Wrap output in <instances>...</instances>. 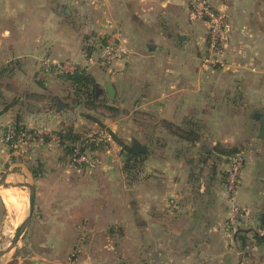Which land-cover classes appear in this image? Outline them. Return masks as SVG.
Masks as SVG:
<instances>
[{"label": "crops", "instance_id": "0c3cea01", "mask_svg": "<svg viewBox=\"0 0 264 264\" xmlns=\"http://www.w3.org/2000/svg\"><path fill=\"white\" fill-rule=\"evenodd\" d=\"M51 1L48 12L38 3L26 20L19 14L18 28L7 24L14 15L0 13V164L8 157L6 128L18 121L29 132L24 147L35 186L34 213L44 216V228L56 231L52 242L74 245L84 232L86 248L116 245L119 236L107 230L117 228L129 232L119 242L143 245L140 254L81 250L76 264H118L134 256L163 264H231L239 253L233 250L236 238L230 243L225 232L231 204L224 187L227 163L205 151L217 146L239 149L244 156L235 203L244 213L239 224L249 249L240 264H264V239H253L264 238V140L258 138L264 119V0H210L226 12L231 30L221 55L224 65L212 70L202 62L204 22L171 13L184 0H124L117 17L109 19L108 2L100 0L104 22H92L82 8L84 26L100 25L102 34L114 20L121 28L127 54L109 70L83 52L85 30L77 29L73 9L79 2ZM129 4L133 24L120 20ZM63 62L73 66L72 72L90 74L107 104L74 108L69 103L72 88L58 68ZM106 83L113 86V98L107 97ZM146 126L152 131L145 135ZM69 128L82 135L107 132L129 145L134 139L148 154L132 181L125 176L115 142L109 151L91 153L92 166L72 167L53 139ZM200 142L206 144L196 154ZM171 199L180 206L176 220L169 210ZM172 243L183 252H166Z\"/></svg>", "mask_w": 264, "mask_h": 264}, {"label": "rangeland", "instance_id": "374dc122", "mask_svg": "<svg viewBox=\"0 0 264 264\" xmlns=\"http://www.w3.org/2000/svg\"><path fill=\"white\" fill-rule=\"evenodd\" d=\"M79 2V8L74 7V14L76 16V21L75 24L77 25V29H84L85 33L84 38L85 40L83 41V52L87 55H93V60L96 62V64L99 65L100 68L106 67V70H109L112 66V64H115L116 60H122V56H125L127 54L126 49H123V38L121 37V28L116 25L114 22H107L108 24V31H105L104 33L100 34V31L103 30L100 25L97 24H91L88 26V22L86 26H84L85 23V13L82 11V8L86 9L87 11V16L93 20H100L101 22H104L105 18L107 16H104L105 13H103V5L102 1L100 0H77ZM94 2L95 5H92L91 2ZM124 0H106L108 2V8H109V18H115L117 17V11L119 9H123L124 6L121 5V3ZM118 2V3H117ZM153 2V1H152ZM38 3L44 6V11L48 12L52 7L54 6V3L51 0H0V13H5L9 14V16L14 15L15 17H7L10 19H7V24L9 27H20L18 24V19L17 17L20 14V18L22 20H26V14L32 11V7L39 5ZM214 6V4H212ZM67 6V4H65ZM95 7V8H94ZM129 10H127V13L121 14L120 20L124 19V23H129L133 24L132 19H131V10L132 7L129 4ZM43 8V7H42ZM63 10H59L61 13ZM223 11V10H222ZM182 13V14H187L188 19L190 20H198L204 22L201 18H199L197 15H194L192 10L189 8L188 4L185 2V5L181 6L180 9L171 11V13ZM226 13V12H225ZM119 15V14H118ZM179 16V15H178ZM128 17V19H127ZM135 23V22H134ZM204 28L203 32L205 34V39H206V45H205V50L202 53V62H203V67L206 69L212 70L214 69L215 66H222L223 61L222 57H220L218 60V63H205L204 59L206 58L207 55H209V49H208V27L207 24L204 22ZM3 25V24H2ZM133 26V25H132ZM96 34L94 36L93 34ZM112 55V56H111ZM111 56V58H110ZM102 65V66H101ZM205 65V66H204ZM61 76L62 78L68 82L65 79V75L69 73L63 72L61 69ZM112 76V74H111ZM114 76V75H113ZM94 79V78H93ZM95 80V79H94ZM96 83V81H95ZM97 89L100 91V93L103 95V91L100 88L101 85H98L97 83L95 84ZM102 106L107 104V99L105 97L102 98ZM72 105H74V108L78 107L79 102L78 101H73V97H71L70 102ZM98 107H101V104L97 105ZM79 111H76L78 113ZM154 124V122H152ZM157 124L164 126L165 123H161L160 121L157 122ZM145 135L151 133L152 127H145ZM86 133V135H82L80 133H77L81 137H87L88 135L96 136L99 134V131H96L91 134ZM28 138H26L27 140ZM147 140V137H146ZM121 141V140H120ZM4 143V141H3ZM128 144V143H127ZM206 143L200 142L197 146H195L194 153L200 154L202 153L201 146L205 145ZM5 147L7 148V160L4 163L3 161L0 164V177L7 171H11L12 174L9 175L7 182L8 183H18V182H28V183H33L34 180L29 175V172L27 170L26 166L27 161L29 162L27 155H26V149L24 147L25 143L19 146L17 149H12L6 146L4 143ZM217 147V146H216ZM218 148V153L220 154V157L222 159H219V161H224L227 163V169L224 171V187L227 192L228 200L231 204H229L228 207V214L226 218V225H225V232H226V237L228 238V241L232 243L233 237L236 238V243L237 246L233 250L235 253H239L238 255L236 254V259L234 262L231 264H240V260L244 257L245 253L247 252V249H249V243L245 242V237L243 236L241 232V225L239 224L241 220L244 217L243 210H241L239 207V211L236 214V222L232 225L229 226V218L231 216V209L232 206L236 205L235 203V197L237 194L238 186H239V175L241 172V169L243 167V162H244V156L241 153L239 149H231V148H222V147H217ZM105 151V149H104ZM209 152L211 157L213 158L214 156V150L212 149H207L205 150ZM217 151V150H216ZM219 151L227 152V151H234L229 156L221 154ZM183 153H185V150H182ZM206 153V152H205ZM187 155V153H185ZM189 156V155H188ZM219 156V155H218ZM223 156V157H222ZM216 157V156H215ZM212 158H206L210 160V163L212 161ZM217 158V157H216ZM69 159V158H68ZM236 162L238 163V173L236 175V182H235V189L233 190V193H231L228 190V180L227 177L229 173L232 171L233 163ZM72 167H76L72 164H70ZM82 167H88V166H82ZM205 171L208 172L210 171L209 168V163L206 164L205 166ZM2 191V193H1ZM6 191V192H5ZM5 194H10V197L13 203L9 206L5 201L3 200L2 195ZM231 196H233V201H231ZM170 201V200H169ZM172 203L175 204L176 208L171 206L169 209L171 212V215H173L172 220L178 219L177 214L180 212V206L177 204L175 199H171ZM10 204V203H9ZM28 212V193L27 189L23 187H18V188H13V187H0V251L5 250L10 243V240L13 236V233L15 229L21 224V222L26 218ZM177 217V218H176ZM44 216L41 215L40 213H33L32 219L30 223L28 224L25 232L23 235L20 237L17 245L7 254H5L2 258L1 264H76L77 260L81 254V250L86 253L85 250H87V253H94V254H105L106 251L113 252L115 254H120V255H137L141 253V249L143 245L137 246V245H131L127 243H123V241H118V239L122 240L121 237H124L125 235L129 234V232H124L122 229H110L107 230L109 235L117 237L116 240V245L111 243L110 246L104 245V246H98V245H91L90 247L88 246L86 248L85 244L82 243V238L83 234L77 235V239L79 241L72 245V244H55L52 242V237L54 233L56 232L55 230L51 228H44L43 227V221H44ZM63 232H68L70 233L72 230H59ZM241 234V235H240ZM174 239H172L173 241ZM248 240V239H247ZM246 240V241H247ZM52 242V243H51ZM247 243V244H246ZM230 246H232L230 244ZM83 249H82V248ZM157 246L156 248H158ZM86 248V249H85ZM166 252L167 249L168 251L172 254V256L178 255L179 253L183 252L182 247L179 246L178 244H170L165 246ZM163 251V247H159ZM103 250V251H102ZM117 251V252H115ZM148 252L147 248L146 251ZM134 256V259L131 257L132 260H126L120 261L118 264H163L161 261H141L137 260ZM243 256V257H242ZM239 260V261H238ZM179 261L177 260H172L170 264H179ZM186 264H198V262L192 260L188 261ZM203 264H211L210 261L204 262Z\"/></svg>", "mask_w": 264, "mask_h": 264}, {"label": "built area", "instance_id": "2783aa9c", "mask_svg": "<svg viewBox=\"0 0 264 264\" xmlns=\"http://www.w3.org/2000/svg\"><path fill=\"white\" fill-rule=\"evenodd\" d=\"M184 2L188 4L194 15H197L207 24L209 55L206 56L204 62L218 63V59L221 57L230 39L231 30L228 15L224 11L213 6L210 0H184ZM58 68L65 73H72L73 71V66H71L68 62L59 64ZM26 138H28V135L25 131L16 132L14 126L12 125L6 128L3 136V141L7 147L17 149L19 146L25 143ZM53 139L59 142V137L57 134L53 136ZM88 142L94 143L95 145L99 143L104 144V148L106 151L111 150V145L113 144L111 135L107 132H100L99 134L88 140ZM69 162L70 164L78 167H90L93 165L91 156L80 153L77 149H75L70 155ZM238 166V163L234 162L232 171L227 177V184H229L228 190L231 193H233V190L235 189ZM231 198V201H233V196H231ZM168 205L169 209L171 208V206L176 208L175 204H173L171 200L169 201ZM238 211L239 208L233 205L231 209V216L229 218V226H232L236 222V214L238 213Z\"/></svg>", "mask_w": 264, "mask_h": 264}, {"label": "trees", "instance_id": "16d2710c", "mask_svg": "<svg viewBox=\"0 0 264 264\" xmlns=\"http://www.w3.org/2000/svg\"><path fill=\"white\" fill-rule=\"evenodd\" d=\"M65 79L69 82L72 88L73 101H78L79 104H84L90 109H95L96 107H98V104H101L102 106L103 95L95 86L96 83L93 77L88 74L85 70L76 69L74 72L66 74ZM61 104H59V110H62L64 107V104H62L61 108ZM13 126L16 132H24L23 126L19 125L18 121H16ZM25 132L29 136V132ZM56 134L59 137V144L65 150L68 158L75 149H77L80 153L87 154L89 156H91L92 152L105 149L104 144L99 143L95 145L94 143L88 142V140H90L94 136L90 135L87 137H81L78 134L74 133L73 130L70 128L62 129ZM186 134L187 136L191 135L190 132H187ZM111 138L113 142L117 143L120 146V155L124 158L123 171L125 173L126 178L129 179V181H132L135 178V175L143 162L144 156L146 155L134 152L130 148L129 144L123 143L118 138L112 135ZM215 151L218 153L217 147L215 148ZM219 152L226 156H229L234 153V151H227L223 153L221 151ZM31 173L35 175L33 171H31ZM261 220L262 228L264 229V217ZM243 236H245V234ZM253 239L256 242H261L264 238L260 237L259 235H254Z\"/></svg>", "mask_w": 264, "mask_h": 264}, {"label": "water", "instance_id": "95a60500", "mask_svg": "<svg viewBox=\"0 0 264 264\" xmlns=\"http://www.w3.org/2000/svg\"><path fill=\"white\" fill-rule=\"evenodd\" d=\"M105 91L107 94L108 98H113L114 97V89L113 86L110 83L105 84ZM62 104L60 105V107ZM62 108V107H61ZM258 138L260 140H264V119H262V125L260 132L258 134ZM130 148L137 153L146 155L148 154V149L146 146L140 144L137 140H131L130 143ZM219 159H222L220 156L214 154ZM12 174V172L7 171L5 172L1 177H0V187H13V188H18V187H23L27 189L28 193V212L26 218L21 222V224L15 229L13 236L10 240L9 246L5 249L0 251V264L2 261V258L5 254L9 253L18 243L20 237L23 235L25 232L28 224L30 223L33 213H34V205H35V186L33 183H28V182H18L15 184L8 183L7 179L9 175Z\"/></svg>", "mask_w": 264, "mask_h": 264}, {"label": "bare ground", "instance_id": "6f19581e", "mask_svg": "<svg viewBox=\"0 0 264 264\" xmlns=\"http://www.w3.org/2000/svg\"><path fill=\"white\" fill-rule=\"evenodd\" d=\"M6 192V191H5ZM2 193V191H1ZM3 200L5 201V203H7L9 206L11 205V203H13L14 201H12L11 197H10V194H5V195H2ZM10 203V204H9Z\"/></svg>", "mask_w": 264, "mask_h": 264}]
</instances>
